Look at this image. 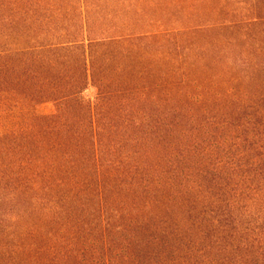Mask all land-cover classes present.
Returning a JSON list of instances; mask_svg holds the SVG:
<instances>
[{"label":"trees","instance_id":"trees-1","mask_svg":"<svg viewBox=\"0 0 264 264\" xmlns=\"http://www.w3.org/2000/svg\"><path fill=\"white\" fill-rule=\"evenodd\" d=\"M233 1L0 0V264H264V0Z\"/></svg>","mask_w":264,"mask_h":264},{"label":"rangeland","instance_id":"rangeland-1","mask_svg":"<svg viewBox=\"0 0 264 264\" xmlns=\"http://www.w3.org/2000/svg\"><path fill=\"white\" fill-rule=\"evenodd\" d=\"M241 5V4H240ZM240 5H237V4H234V1L233 0H228V6L226 7V8H224V10H223V15H222V18H225V19H228L229 17H227L225 14H226V11H228L229 9H234V8H237V7H239ZM226 6V5H225ZM199 16H202V13L201 12H199ZM202 18H203V16H202ZM230 18H232L231 16H230ZM235 33V31H233L232 29H226V30H224V32L222 33V34H226L227 36H233V34ZM194 37V36H193ZM213 37H215V36H213ZM188 42V41H187ZM189 42H190V40H189ZM188 42V43H189ZM188 43H185V44H188ZM189 47V46H188ZM184 48H186L185 46H184ZM107 50H113L112 48H110V49H107ZM177 50H187V49H183L182 47H180L179 49H177ZM67 66L68 67H73L74 66V63L73 62H70L69 64H67ZM65 67V66H64ZM94 91V89L91 87V88H89L86 92H85V95H86V97H91V93ZM38 107H39V110L41 111V112H50L51 110H53V104L52 103H48V104H45V103H41V104H39L38 105ZM40 219H42V217L40 216V218H39V216H32L31 217V219H30V222H33L34 220H38V222L40 223ZM23 230H25V229H23ZM31 240L32 239H30V238H28L27 240H26V242L29 244V243H31ZM41 240V239H40ZM33 242H34V240H33ZM41 242V241H40ZM43 242H41V243H39L40 245L42 244ZM37 246H38V244H37Z\"/></svg>","mask_w":264,"mask_h":264}]
</instances>
